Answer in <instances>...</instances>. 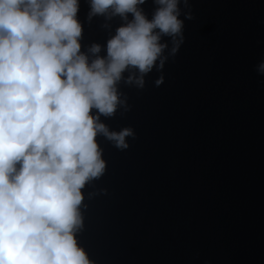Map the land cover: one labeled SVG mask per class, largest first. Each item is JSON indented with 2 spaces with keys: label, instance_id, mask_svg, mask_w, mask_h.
Wrapping results in <instances>:
<instances>
[{
  "label": "water",
  "instance_id": "water-1",
  "mask_svg": "<svg viewBox=\"0 0 264 264\" xmlns=\"http://www.w3.org/2000/svg\"><path fill=\"white\" fill-rule=\"evenodd\" d=\"M139 7L151 19L159 5ZM178 7V51L162 36L163 68L144 74L143 87L138 70H126L117 84L125 103L100 115L110 131L133 134L126 148L97 135L106 166L82 189L77 242L93 264H264V0ZM89 11L80 0L81 51L91 60L106 56L126 21Z\"/></svg>",
  "mask_w": 264,
  "mask_h": 264
},
{
  "label": "clouds",
  "instance_id": "clouds-1",
  "mask_svg": "<svg viewBox=\"0 0 264 264\" xmlns=\"http://www.w3.org/2000/svg\"><path fill=\"white\" fill-rule=\"evenodd\" d=\"M88 2L89 19L126 21L107 40L106 56L91 60L81 51L80 0H0V264H93L76 233L82 189L105 171L96 137L126 148L133 134L110 131L100 115L125 103L117 84L126 70H138L143 87L144 74L163 68L162 36L172 37V54L183 43L180 0H154L151 19L139 7L145 0ZM257 71L264 74V60Z\"/></svg>",
  "mask_w": 264,
  "mask_h": 264
}]
</instances>
